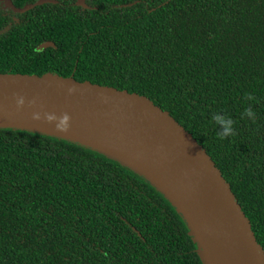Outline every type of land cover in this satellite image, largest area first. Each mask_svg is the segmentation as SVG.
<instances>
[{
	"label": "trees",
	"instance_id": "1",
	"mask_svg": "<svg viewBox=\"0 0 264 264\" xmlns=\"http://www.w3.org/2000/svg\"><path fill=\"white\" fill-rule=\"evenodd\" d=\"M85 3L0 6V72L147 96L206 150L264 252V0ZM46 40L53 46L38 49ZM214 114L232 118L235 135L221 139ZM196 246L133 169L77 142L0 127V264H203Z\"/></svg>",
	"mask_w": 264,
	"mask_h": 264
},
{
	"label": "water",
	"instance_id": "2",
	"mask_svg": "<svg viewBox=\"0 0 264 264\" xmlns=\"http://www.w3.org/2000/svg\"><path fill=\"white\" fill-rule=\"evenodd\" d=\"M13 12L56 0H36ZM75 4L87 7L85 0ZM53 46L46 40L37 48ZM0 127L77 142L145 177L185 221L203 264H264L248 217L195 138L147 96L53 72H0Z\"/></svg>",
	"mask_w": 264,
	"mask_h": 264
},
{
	"label": "clouds",
	"instance_id": "3",
	"mask_svg": "<svg viewBox=\"0 0 264 264\" xmlns=\"http://www.w3.org/2000/svg\"><path fill=\"white\" fill-rule=\"evenodd\" d=\"M242 116H246L249 119H253L255 113L250 107H246L242 113ZM213 121L220 126L221 131L217 133V135L223 139L228 136L235 135V130L233 127L234 121L230 117H224L219 114H214L212 116Z\"/></svg>",
	"mask_w": 264,
	"mask_h": 264
},
{
	"label": "flooded vegetation",
	"instance_id": "4",
	"mask_svg": "<svg viewBox=\"0 0 264 264\" xmlns=\"http://www.w3.org/2000/svg\"><path fill=\"white\" fill-rule=\"evenodd\" d=\"M0 6H1V8H3V9L9 8L8 6H5L3 0H0ZM10 9H11V8H10Z\"/></svg>",
	"mask_w": 264,
	"mask_h": 264
}]
</instances>
